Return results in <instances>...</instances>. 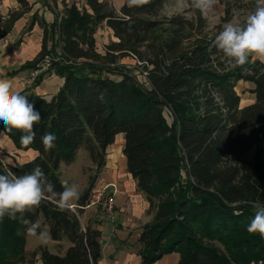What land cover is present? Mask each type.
Returning <instances> with one entry per match:
<instances>
[{"label":"trees","instance_id":"obj_1","mask_svg":"<svg viewBox=\"0 0 264 264\" xmlns=\"http://www.w3.org/2000/svg\"><path fill=\"white\" fill-rule=\"evenodd\" d=\"M17 1L20 10L8 16L0 11V39L33 9L29 0ZM43 1L54 18H41L42 50L23 68H36L49 57V68L35 85L51 70L64 84L50 97L28 98L41 114L35 140L25 146L22 133L6 135L18 150L38 155L8 164L9 169L19 176L39 165L61 192V165L74 162L85 147L97 173L80 195L78 204L84 205L106 167L108 148L124 134L128 172L153 214L139 237L141 264H155L174 252L180 254L178 264H264V238L247 231L254 209L244 203H264V62L250 57L245 65L232 67L211 43L237 12L248 16L254 0H218L225 10L214 32H207V19L198 10L191 19L161 18L168 0L124 4L119 10L106 0H84L82 5L61 0V10L58 0ZM38 17L36 12L33 24ZM104 25L117 41L102 53L96 34ZM165 25L169 39L160 42L157 31ZM125 57L148 62L149 85L120 65ZM239 81L254 84V102L245 107L236 90ZM46 132L56 137L55 147L47 151L41 142ZM250 151L252 158H246ZM5 172L0 159V174ZM40 216L54 241L71 243L65 255L42 246L29 254L26 226L5 217L0 222V264H34L38 254L44 264L99 263V230L91 225L84 229L78 215L61 210L53 200L25 213L31 222Z\"/></svg>","mask_w":264,"mask_h":264},{"label":"crops","instance_id":"obj_2","mask_svg":"<svg viewBox=\"0 0 264 264\" xmlns=\"http://www.w3.org/2000/svg\"><path fill=\"white\" fill-rule=\"evenodd\" d=\"M30 4L33 9L15 23L10 34L0 39V73L13 79L18 91L28 98L31 94L50 97L55 95L64 84V79L59 77L55 71L51 70L45 74L38 85L27 86L24 83L31 69H24L23 66L33 61L42 50L44 28L40 24L41 18L48 22L54 18L43 0H33ZM20 8L17 0H4L0 5V11L4 16ZM36 12L39 14V19L33 24V15ZM105 28L111 34L112 40L117 41L112 30L106 26ZM124 145V134L117 135L115 143L108 148L105 171L101 173L94 188L99 189L107 184L117 186L114 211L108 213L101 206L93 207L83 211L79 217L84 229L91 225L92 228L101 232L102 257L98 264H141L142 246L139 243V237L143 227L153 219V214L149 213V202L146 195L138 190L136 180L128 172L127 159L123 154ZM0 153L12 166L26 163L38 155L34 150H18L13 141L2 132H0ZM112 191V189L108 190L110 193ZM38 246L46 247L51 253L63 256L71 243L67 239L62 241L51 239L47 243H38ZM53 246H60L61 251L55 253L52 250ZM27 247L28 243L26 250ZM31 251L27 252L31 254ZM179 261L180 254L174 252L165 255L155 264H178ZM34 264H44L40 254L37 255Z\"/></svg>","mask_w":264,"mask_h":264},{"label":"clouds","instance_id":"obj_3","mask_svg":"<svg viewBox=\"0 0 264 264\" xmlns=\"http://www.w3.org/2000/svg\"><path fill=\"white\" fill-rule=\"evenodd\" d=\"M148 0H128V5L140 6ZM191 7L204 15L214 12L218 0H190ZM177 8L183 9L184 0H177ZM212 47L219 50L232 67L245 65L249 58L264 62V0H254V10L243 23H226L215 35ZM41 121V114L26 95L18 91L13 79L0 73V122L9 134L22 133L21 144L30 145L36 137L34 126ZM56 137L46 132L41 137L45 150L55 147ZM7 167V165H5ZM63 191L56 192L43 169L36 165L30 172L16 175L11 169L0 174V222L5 217L25 225L27 236L47 243L49 233L39 222H31L25 213L34 212L45 200H53L61 210H71L80 198L77 184L63 182ZM254 209V216L247 226L249 233H258L264 238V203L259 200L245 201Z\"/></svg>","mask_w":264,"mask_h":264},{"label":"rangeland","instance_id":"obj_4","mask_svg":"<svg viewBox=\"0 0 264 264\" xmlns=\"http://www.w3.org/2000/svg\"><path fill=\"white\" fill-rule=\"evenodd\" d=\"M32 2L33 0H29ZM68 2H77L79 5H82L84 3V0H67ZM109 2L111 6L114 8H121L122 5L128 4V0H106ZM59 3V8H62L61 0H58ZM177 5V0H168L166 4L164 5V9L161 13V18L165 17H173L176 15H184L187 18L191 19L194 18L196 9L191 7V3L184 0V7L183 9H179L176 7ZM224 10L225 7L218 1L217 5L215 6V10L213 13L209 15H204L203 16L207 19V32H214L216 28L222 23V17L224 15ZM246 19V16L242 12H237L234 19L230 23H241L243 20ZM224 26V25H223ZM169 31H168V26L165 25L164 27L160 28L157 31V40L160 42H164L169 39ZM97 38V43L99 46V51L104 52V47L108 45L110 42H112L111 34L108 33L107 29L104 26H101L98 29V32L96 34ZM55 44V42H54ZM59 51L60 49L57 48ZM120 65L124 66L126 70L132 75L135 76V78L140 81V82H145L144 80V75L142 72L143 70L145 71L144 65H141L139 63V59H136L134 57H125L120 61ZM254 86L253 83L249 82H244V81H239L236 87V90L238 94L241 96V107H244L247 104H251L254 102L255 96L251 93V87ZM165 116L168 119V121L172 124L173 123V115L172 113L166 109L165 110ZM253 156V151H250L247 155L246 158H252ZM107 164V163H106ZM105 171V168L101 171L103 173ZM97 173L96 166L93 164L89 152L85 147H82L79 151L78 154L71 164H65L63 163L60 167V178L63 181H67L69 184H77L80 189V193L82 194L88 187L90 183L91 177L95 176ZM101 173L98 176V179L101 175ZM183 177H186L185 171H183ZM98 179L96 183L98 182ZM96 187V184L94 188ZM93 188V189H94ZM79 200L76 201L78 204ZM82 215V213H80ZM38 222L41 225V228L44 230H47L49 233L48 236V241L51 240V235L49 231V227L45 224L44 217L40 216L38 219ZM27 251L31 253L37 251L39 249L38 243H41L38 239L35 237H30L27 236ZM47 241V242H48ZM52 250L55 253H59L61 251L60 246L52 247Z\"/></svg>","mask_w":264,"mask_h":264},{"label":"built area","instance_id":"obj_5","mask_svg":"<svg viewBox=\"0 0 264 264\" xmlns=\"http://www.w3.org/2000/svg\"><path fill=\"white\" fill-rule=\"evenodd\" d=\"M139 63L141 65H144L145 71L143 70L140 73H143L144 80L147 85H149V70H148V62L146 61H140ZM50 65V58L46 57V59L39 64L36 68H33L30 70L29 76L24 79V83L27 86H34L37 82L39 76L46 71L49 68ZM0 159L3 162L6 171L9 169L8 163L6 162L4 155L0 153ZM109 189H112V193L108 192ZM117 193V186L115 184H107L99 189H93L90 193V196L86 203L84 205H77L75 204V207L71 209L70 211L75 213L80 217L81 210L85 211L87 209L93 208V207H103L108 213H112L114 211L115 207V196Z\"/></svg>","mask_w":264,"mask_h":264}]
</instances>
